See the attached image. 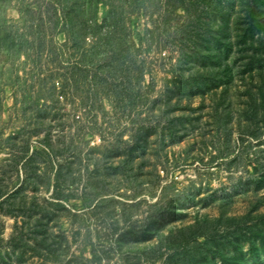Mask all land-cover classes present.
<instances>
[{
	"label": "rangeland",
	"instance_id": "rangeland-1",
	"mask_svg": "<svg viewBox=\"0 0 264 264\" xmlns=\"http://www.w3.org/2000/svg\"><path fill=\"white\" fill-rule=\"evenodd\" d=\"M0 264H264V0H0Z\"/></svg>",
	"mask_w": 264,
	"mask_h": 264
}]
</instances>
